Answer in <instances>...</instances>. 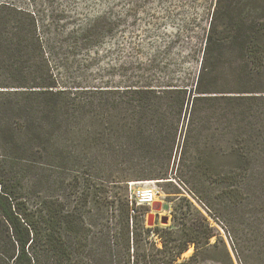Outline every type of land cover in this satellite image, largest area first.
Segmentation results:
<instances>
[{"label":"trees","instance_id":"16d2710c","mask_svg":"<svg viewBox=\"0 0 264 264\" xmlns=\"http://www.w3.org/2000/svg\"><path fill=\"white\" fill-rule=\"evenodd\" d=\"M36 29L33 16L0 1L4 141H15L31 113L15 96L67 90L55 82ZM173 89L186 93L173 176L168 163L140 175L183 183L214 221L224 220L229 245L180 189L169 192L171 224L146 226L147 208L130 204L126 184L0 149V264H199L217 248L228 264L231 252L238 264H253L256 242L264 243V0H216L194 86ZM114 117L132 147L155 157L165 143L161 160L171 157L169 129L144 132Z\"/></svg>","mask_w":264,"mask_h":264},{"label":"rangeland","instance_id":"374dc122","mask_svg":"<svg viewBox=\"0 0 264 264\" xmlns=\"http://www.w3.org/2000/svg\"><path fill=\"white\" fill-rule=\"evenodd\" d=\"M0 1L33 16L53 78L60 88H67L15 96L31 113L15 141L0 137L1 151L12 156L26 154L27 159L126 184L128 194L130 188H157L160 210L143 206L147 208L142 212L146 226L150 213L154 214L151 226L171 224V196L176 194L169 192L180 189L229 245L222 228L224 220L217 217L214 221L199 200L184 190L187 188L183 183L140 175L146 173L144 166L168 163L173 176L182 123L179 101L186 95L173 88L194 86L216 0ZM114 115L144 132L167 133L169 129L172 138L168 140L172 141L165 142L171 157L161 160L165 143L157 145L155 157L141 153L137 144L132 147L117 133L115 126L121 122ZM110 124L114 129L100 131ZM90 127L100 134L95 135ZM38 135L42 144L37 141ZM130 152L139 156H130ZM245 211L246 207L237 205L235 218L241 221ZM165 216L167 223L161 222ZM261 241L256 242V250L261 248L259 257L255 253L251 260L253 264H264ZM193 250L190 246L182 257ZM231 255L233 264H238ZM199 264L228 263L221 248H217L205 252Z\"/></svg>","mask_w":264,"mask_h":264},{"label":"built area","instance_id":"2783aa9c","mask_svg":"<svg viewBox=\"0 0 264 264\" xmlns=\"http://www.w3.org/2000/svg\"><path fill=\"white\" fill-rule=\"evenodd\" d=\"M160 191L155 187H139L137 189L130 188L128 199L130 204L136 206H150L156 200Z\"/></svg>","mask_w":264,"mask_h":264},{"label":"water","instance_id":"95a60500","mask_svg":"<svg viewBox=\"0 0 264 264\" xmlns=\"http://www.w3.org/2000/svg\"><path fill=\"white\" fill-rule=\"evenodd\" d=\"M151 210L154 211H158L160 210V202L159 201H155L152 205H151ZM152 219H154V214L150 213V215L147 218L146 224L147 226H151L152 224ZM162 219H164L165 221H163ZM161 222H168V216H165L164 218H161Z\"/></svg>","mask_w":264,"mask_h":264}]
</instances>
